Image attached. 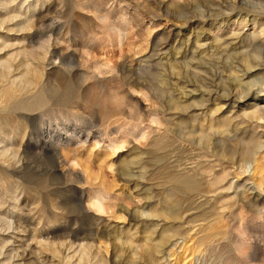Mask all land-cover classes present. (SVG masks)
I'll use <instances>...</instances> for the list:
<instances>
[{
	"label": "rangeland",
	"instance_id": "obj_1",
	"mask_svg": "<svg viewBox=\"0 0 264 264\" xmlns=\"http://www.w3.org/2000/svg\"><path fill=\"white\" fill-rule=\"evenodd\" d=\"M203 6L0 0V264H264V15Z\"/></svg>",
	"mask_w": 264,
	"mask_h": 264
},
{
	"label": "bare ground",
	"instance_id": "obj_2",
	"mask_svg": "<svg viewBox=\"0 0 264 264\" xmlns=\"http://www.w3.org/2000/svg\"><path fill=\"white\" fill-rule=\"evenodd\" d=\"M198 1V0H197ZM201 1V0H200ZM258 1H260L259 3H258ZM185 2V1H184ZM183 2V3H184ZM189 3V2H188ZM203 3L204 4H206V6H203V9H201V10H203V11H201V17H205V15H204V11H207V12H211L212 14V16H219V15H221V14H223V13H225V11H234V10H242L241 9V7H243V5L245 6H248L250 9H254V10H257V12H258V14H261V15H264V0H219V2H216L215 0H207V1H204L203 0ZM187 4V3H186ZM183 6V5H182ZM181 6V7H182ZM200 7H201V5H199ZM185 7V6H184ZM195 7V6H194ZM193 8V6L191 7V9ZM246 8V7H245ZM200 9V8H199ZM189 11V10H188ZM194 11V10H193ZM245 11H249V10H245ZM183 12V11H182ZM235 12V11H234ZM252 12H255V11H252ZM185 13H187V12H185ZM196 13V12H195ZM214 13V14H213ZM251 13V12H250ZM256 13V12H255ZM182 14H184V13H182ZM190 14H192V13H190ZM227 14V13H226ZM257 14V13H256ZM199 14H197V16H198ZM224 15V14H223ZM251 14H249V16H250ZM255 15V14H254ZM195 17V16H194ZM200 17V18H201ZM208 17V16H207ZM243 17V16H242ZM182 18H183V16H182ZM239 18V17H238ZM197 19V18H196ZM199 19V18H198ZM207 19H209V17L207 18ZM241 19V18H240ZM246 19V18H245ZM177 20V19H176ZM188 20V19H187ZM244 21V20H243ZM184 22V21H183ZM187 22V21H186ZM196 22H197V20H196ZM182 23V22H181ZM198 23H200V22H198ZM248 39V38H247ZM247 46V45H246ZM233 51V50H232ZM210 52V51H209ZM224 53V52H223ZM264 58V57H263ZM234 67V66H233ZM241 68H244V67H241ZM216 69V68H215ZM221 69V68H220ZM228 69H229V67H228ZM232 70V69H231ZM206 71V70H205ZM222 72V71H221ZM246 72V71H245ZM216 73H217V70H216ZM227 73V72H226ZM239 73V72H238ZM228 74V73H227ZM230 74H232V73H229L228 74V76L230 75ZM222 75V74H221ZM220 76V75H219ZM208 77V76H207ZM240 78V77H239ZM206 80V79H205ZM258 80L256 79V82H257ZM233 82V81H232ZM259 82V81H258ZM234 83V82H233ZM241 83H242V81H241ZM253 84V83H252ZM259 84V83H258ZM237 85V84H236ZM237 88H238V86H237ZM260 88V87H259ZM261 91H262V89H261ZM238 97H239V95H237ZM240 96H241V94H240ZM244 96H245V94H244ZM248 97V96H247ZM234 98H236V97H234ZM244 98V97H243ZM239 100V99H238ZM231 101V100H230ZM232 102H233V100H232ZM237 102V101H236ZM38 103V102H37ZM233 104V103H232ZM235 105V104H234ZM256 106V105H255ZM260 108V107H259ZM261 109V108H260ZM262 114H264V113H262ZM230 133V132H229ZM233 133V132H232ZM234 134V133H233ZM231 135V134H230ZM234 136H235V134H234ZM205 137H207V135L205 136ZM204 138V137H203ZM210 139H211V137H209ZM202 139V138H201ZM207 140H208V138H207ZM212 140V139H211ZM228 141V140H227ZM207 143V142H206ZM208 144V143H207ZM232 144V143H231ZM238 145V144H237ZM253 145V144H252ZM234 146V145H233ZM240 146V145H239ZM238 146V147H239ZM237 147V148H238ZM250 149V148H249ZM247 150V149H246ZM245 150V151H246ZM255 150V149H254ZM242 153V152H241ZM246 153V152H245ZM248 154V153H247ZM246 154V155H247ZM243 158V160L245 159L246 160V157H242ZM232 162V161H231ZM264 163V162H263ZM193 166H194V163H193ZM188 170V169H187ZM189 171V170H188ZM196 176L198 177V174H196ZM133 177V176H132ZM198 180V179H197ZM186 181H188L186 178L185 179H183V182L185 183ZM189 183H190V181H189ZM202 183V182H201ZM191 185H193L194 186V184H191ZM197 185V184H196ZM200 188V187H199ZM201 190V189H200ZM204 191H205V189H204ZM172 192V191H171ZM169 193V192H168ZM165 198V197H164ZM164 201V199L162 200V202ZM161 202V201H160ZM97 205V204H96ZM102 205V204H101ZM179 205H180V203H179ZM98 208H99V210L100 209H102L101 208V206H98ZM98 210V209H97ZM162 210H164V208L162 209ZM165 210H167V209H165ZM169 211H168V213L167 214H169L171 217H174V219L176 218L175 216H177V214H176V212H174L171 208H169L168 209ZM154 210H152V212H153ZM160 211H161V209H160ZM148 213H150L149 211H148ZM147 213V214H148ZM157 213V212H156ZM159 213H161V212H159ZM149 215H151V214H149ZM160 215V214H159ZM128 216V215H127ZM130 218H131V215H130ZM146 226V225H145ZM148 226V225H147ZM149 227V226H148ZM143 228V227H142ZM100 229V228H99ZM147 230H148V228H147ZM100 231V230H99ZM144 232L146 231V228L143 230ZM142 231V232H143ZM76 232V231H75ZM89 232H91V233H93L92 231H90L89 230ZM103 232V231H102ZM147 232V231H146ZM151 232V231H150ZM165 232V231H164ZM83 233V232H82ZM95 233H97V232H95ZM98 233H100V232H98ZM165 233H167V232H165ZM169 233V232H168ZM69 234V233H68ZM67 234V235H68ZM94 234V233H93ZM101 234V233H100ZM78 235V234H77ZM145 235V234H144ZM175 235V234H174ZM74 236H76L74 233H73V237ZM99 236V235H98ZM103 236V235H102ZM147 236V235H146ZM145 236V237H146ZM101 237V236H100ZM104 237V236H103ZM161 237H162V235H161ZM165 237H167V236H165ZM165 237H162L161 238V243L162 244H164L165 242H167V241H165ZM102 238V237H101ZM125 237H123V239H124ZM147 238V237H146ZM160 238V237H159ZM127 239V238H126ZM146 240V239H145ZM129 241V240H128ZM165 241V242H164ZM130 243V242H129ZM132 246H133V244H132ZM151 250H152V248L151 247H146L145 248V250H142V253H143V256L144 257H150L151 256Z\"/></svg>",
	"mask_w": 264,
	"mask_h": 264
},
{
	"label": "water",
	"instance_id": "obj_3",
	"mask_svg": "<svg viewBox=\"0 0 264 264\" xmlns=\"http://www.w3.org/2000/svg\"><path fill=\"white\" fill-rule=\"evenodd\" d=\"M5 75H6V71L4 69L2 71H0V78H5ZM25 83H26V80H24V79L20 81V84L18 85V89H20V90H17V89L15 90L14 89V88H17V86L14 87V88L11 87V86L8 87V88H11L12 89V90H10L12 92H10L11 93V96H10L9 99L6 96L5 97L4 96H0L1 97L0 100L4 103L3 110H5V109H13L15 106H18V105H23L24 106V104L27 105V104H31V103L34 102L35 97L33 99V102H31V103H25V102H21V101H19V102L14 101L15 100V97H14V94L13 93H15L16 91H21V88H22V86ZM29 106H33V105H27V107H29Z\"/></svg>",
	"mask_w": 264,
	"mask_h": 264
}]
</instances>
